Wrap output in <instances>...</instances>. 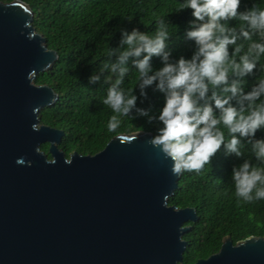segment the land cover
Masks as SVG:
<instances>
[{
	"label": "water",
	"instance_id": "obj_1",
	"mask_svg": "<svg viewBox=\"0 0 264 264\" xmlns=\"http://www.w3.org/2000/svg\"><path fill=\"white\" fill-rule=\"evenodd\" d=\"M33 20L25 3L0 2V264H184L186 225L198 217L169 206L181 175L151 134L67 158L64 133L41 124L58 96L34 81L58 54ZM196 264H264V238H225Z\"/></svg>",
	"mask_w": 264,
	"mask_h": 264
},
{
	"label": "trees",
	"instance_id": "obj_2",
	"mask_svg": "<svg viewBox=\"0 0 264 264\" xmlns=\"http://www.w3.org/2000/svg\"><path fill=\"white\" fill-rule=\"evenodd\" d=\"M16 1L32 9L34 29L44 37L48 49L58 54L53 68L41 73L34 82L50 87L58 96L52 106L41 110L39 119L42 125L64 133L59 149L67 158L73 153L95 156L119 135L137 132L157 135L162 123L158 120L149 123L148 117L136 116L135 112L119 117L120 125L109 131L107 125L115 113L103 104L109 87L103 81L110 73H104L95 84L89 83V79L99 73L104 63L116 61L117 57L110 58L109 52L120 47L122 30L130 33L139 29L154 36L161 19L168 23L170 38L166 44L171 58L190 59L195 45L186 39L185 33L194 20L192 10L176 11L184 0H0L5 4ZM253 5L264 9V0H241L239 11L251 9ZM228 23L235 27L239 21ZM229 51L234 49L230 46ZM260 63L264 64V56ZM151 64L154 71L163 67L159 57H153ZM261 77L264 71L258 63L254 72L243 78L245 92ZM139 80L138 71L132 69L121 88L135 89L134 94L139 97ZM154 89V85L148 87L147 99L140 97L137 106L150 108V114L158 116L165 105V96ZM224 131L228 139L227 130ZM256 139H264V129L257 131ZM49 148L46 144L41 150L51 158ZM242 151L244 156L237 158L234 154L226 155L222 146L201 172L181 174L169 206L192 208L198 217L195 223L186 225L191 226V231L184 236L188 243L184 264H196L218 253L228 237L234 245L251 237L264 238V200L245 203L235 195L233 167L241 165L244 159L257 164L250 145Z\"/></svg>",
	"mask_w": 264,
	"mask_h": 264
},
{
	"label": "clouds",
	"instance_id": "obj_3",
	"mask_svg": "<svg viewBox=\"0 0 264 264\" xmlns=\"http://www.w3.org/2000/svg\"><path fill=\"white\" fill-rule=\"evenodd\" d=\"M240 6L241 0L180 3L176 11L191 9L194 17L185 33L195 45L190 59L171 58L166 44L170 34L164 19L157 22L154 36L139 29L130 33L122 30L120 47L109 52L110 58L117 57L116 61L104 63L89 83H98L104 73H110L103 81L109 85L103 104L115 113L107 125L109 131L120 125L119 117L133 112L148 117L149 123H162L150 143L173 162L175 175L201 172L222 146L226 155L241 158L242 148L250 145L257 164L244 159L233 167L232 180L236 197L253 203L264 200V139H256L257 131L264 129V77L247 93L243 78L252 74L258 63L264 71L260 63L264 56V9L253 5L241 12ZM231 20L239 21L238 25L229 26ZM230 46L234 49L231 53ZM153 57L161 58L163 67L159 70H153ZM132 69L139 73V97L135 89L121 88ZM153 85L165 96L158 116L151 115L150 108L137 106L140 97L147 99L146 89Z\"/></svg>",
	"mask_w": 264,
	"mask_h": 264
}]
</instances>
